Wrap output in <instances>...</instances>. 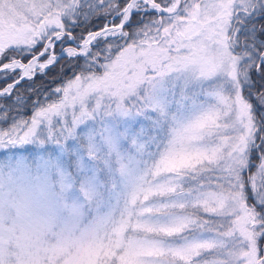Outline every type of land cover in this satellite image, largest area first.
Returning a JSON list of instances; mask_svg holds the SVG:
<instances>
[{"label":"snow or ice","instance_id":"1","mask_svg":"<svg viewBox=\"0 0 264 264\" xmlns=\"http://www.w3.org/2000/svg\"><path fill=\"white\" fill-rule=\"evenodd\" d=\"M0 84V264H264V0H0Z\"/></svg>","mask_w":264,"mask_h":264},{"label":"trees","instance_id":"2","mask_svg":"<svg viewBox=\"0 0 264 264\" xmlns=\"http://www.w3.org/2000/svg\"><path fill=\"white\" fill-rule=\"evenodd\" d=\"M81 31H85V30H81ZM67 75L68 76H71V72H69V73H67ZM58 78L57 77H53V76H51V75H49L48 77H46V78H43V79H37V81H36V86L37 87H41V86H44V87H54L55 86V84H56V80H57ZM3 85L2 84H0V87H2ZM23 87L24 88H27L28 87V85L27 84H24L23 85Z\"/></svg>","mask_w":264,"mask_h":264}]
</instances>
